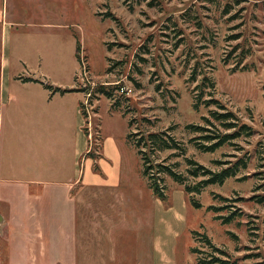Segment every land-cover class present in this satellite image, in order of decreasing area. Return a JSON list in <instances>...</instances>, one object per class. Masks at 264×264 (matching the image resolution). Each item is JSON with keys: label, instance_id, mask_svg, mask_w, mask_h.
<instances>
[{"label": "rangeland", "instance_id": "374dc122", "mask_svg": "<svg viewBox=\"0 0 264 264\" xmlns=\"http://www.w3.org/2000/svg\"><path fill=\"white\" fill-rule=\"evenodd\" d=\"M44 5L46 10L39 11L17 0L16 12L23 19L34 10L36 24L50 18L70 27L65 32L80 36L87 61L88 73H78L82 88L92 92L103 85L114 92L113 101L95 91L86 95L84 111L95 131L101 126L120 136L172 128L185 158L213 173L229 169L222 183H209L199 193L185 194L165 178L164 209L182 217L174 263L215 257L230 264H264V0H44ZM4 11L11 12L9 0ZM234 35L239 40H230ZM237 44L246 51L242 64ZM206 78L214 87L201 100L211 95L233 112L240 133L233 145L212 151L197 147L209 145L199 138L200 130L186 129L203 127L212 118L215 108L195 98ZM131 151L139 158L133 145ZM169 154H157L155 163ZM174 162L185 174L181 158L166 164ZM208 178H188L187 184ZM205 238L226 256L214 252Z\"/></svg>", "mask_w": 264, "mask_h": 264}, {"label": "crops", "instance_id": "0c3cea01", "mask_svg": "<svg viewBox=\"0 0 264 264\" xmlns=\"http://www.w3.org/2000/svg\"><path fill=\"white\" fill-rule=\"evenodd\" d=\"M9 1L8 14L0 0V264H175L181 215L154 196L129 132L95 131L83 115L80 36L50 18L34 23V10L20 19Z\"/></svg>", "mask_w": 264, "mask_h": 264}, {"label": "trees", "instance_id": "16d2710c", "mask_svg": "<svg viewBox=\"0 0 264 264\" xmlns=\"http://www.w3.org/2000/svg\"><path fill=\"white\" fill-rule=\"evenodd\" d=\"M240 36L234 35L230 38V40H239ZM240 48L241 50L238 53V64H242L244 59L243 56H245V49L242 45L237 44L235 45V49ZM250 54V49L247 48ZM80 53V46L77 42L76 46V58L78 60ZM44 87L48 90H51L52 92H60V93H66L69 92V90H62L58 88H52L50 85L45 84ZM214 87V82L210 79H204L202 85H201V91L198 94H195V98L199 100L200 102L204 103L206 106L210 107L212 106L215 108V110H212V118L207 119L205 122V125L203 127H196V126H187L186 129L191 130H200L201 134H203L202 137H199L201 139L206 140L209 145H198L196 143L199 149L202 151H212L219 147H222L226 144L233 145V142L239 138L240 133H237V130L235 128L237 127V118L235 114L228 109L224 105H222L218 100L213 99L211 95H208L210 98L206 100H201L203 95L206 93V89H210ZM82 92L85 94H88L89 96H92L91 93H94V91L100 95L106 97L108 100L113 101L114 98V92L112 91V88H108L103 85H99L95 89L92 90V92H89V89H82ZM209 94V93H208ZM212 94V93H210ZM94 95V94H93ZM93 97V96H92ZM90 98V97H89ZM114 106V105H112ZM83 108V106H82ZM124 114V113H123ZM83 115L85 117L86 113L83 111ZM218 124V126L216 125ZM129 126L131 127V123L129 122ZM210 126L213 127L214 130L210 129ZM172 128H168L166 130L157 131V132H150L148 130H144L142 133H131L127 135V138L129 142L133 145V147L136 149L137 154L141 161V174L146 179L149 188L152 190L154 196L158 198L160 201L164 202L168 199V193L166 191L165 187V178H169L174 183L181 186L185 192V194H190L191 192H197L199 193L200 190L206 186L209 183H222L224 179L229 176L228 170L224 169L219 173H213L209 169L203 167L202 165L197 164L191 159H187L184 157L185 148L178 140H176L171 134L170 131ZM85 132L87 133V130L85 129ZM246 135H250V133H247ZM140 136V137H139ZM139 137V138H138ZM249 137V136H244ZM192 142V140L190 141ZM170 151V154L167 155L165 158L161 159L159 163H155L154 158L157 154ZM172 152V153H171ZM172 158H181L186 166V172L185 174H182L181 172H178L176 168L179 166V163H168V160ZM193 170H190V169ZM199 176H202L204 178H209L207 180L203 179L202 181L198 182L197 184L193 186H189L187 184L188 178H197ZM166 207H170V204L168 203ZM206 243L213 248L212 250L214 252H219L221 256L225 257L226 254L224 251H219L216 249L213 245H211L210 241L206 239ZM192 252L198 253L197 249H192ZM210 258V257H209ZM197 264H230L225 260H222V258H215L212 257L209 260H203L199 259L198 257V263Z\"/></svg>", "mask_w": 264, "mask_h": 264}, {"label": "built area", "instance_id": "2783aa9c", "mask_svg": "<svg viewBox=\"0 0 264 264\" xmlns=\"http://www.w3.org/2000/svg\"><path fill=\"white\" fill-rule=\"evenodd\" d=\"M78 63H79V67H80L79 75H81V73L82 74L88 73V69H87V65H86L87 61H86L85 55L82 52L79 53ZM86 95L89 97L88 94H86ZM87 135H88L89 139L91 140V138H92L91 130H88Z\"/></svg>", "mask_w": 264, "mask_h": 264}]
</instances>
